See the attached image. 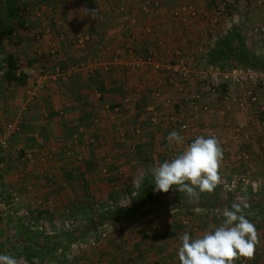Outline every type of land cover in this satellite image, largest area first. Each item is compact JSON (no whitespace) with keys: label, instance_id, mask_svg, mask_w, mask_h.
Wrapping results in <instances>:
<instances>
[{"label":"crops","instance_id":"1","mask_svg":"<svg viewBox=\"0 0 264 264\" xmlns=\"http://www.w3.org/2000/svg\"><path fill=\"white\" fill-rule=\"evenodd\" d=\"M140 1L17 0L19 16L10 18L9 2L0 0V61L11 54L28 75L27 85L17 87L0 74V135L20 121L8 148H0V254L8 253L13 240L19 249L33 243L23 227H6L10 216L44 217L59 233L71 218L82 222L94 215L100 203L127 204L137 191L133 177L153 179V167L174 158L196 136L214 135L223 148L220 176L245 177L246 190L218 185L201 193L206 205L200 206V197L186 198L185 207L170 205L173 197L158 192L161 204L151 215L107 223L106 238L96 245H89L88 235L32 263L180 264V236L187 231L196 238L220 226L225 206L207 205L220 199L253 205L244 215L257 230L255 253L237 256L234 264H264V84L253 88L256 104L249 100L252 87L246 80L229 86L224 103L198 81L218 72L200 64L199 49L237 19L264 27V0H229L238 14L213 21L204 11L216 0H157L149 16L139 10ZM185 6L197 15H173ZM85 9L99 10L98 17ZM80 36L89 38L83 46L76 44ZM179 52L194 80L134 64L151 54L165 64ZM39 75L47 78L45 87L30 100ZM181 125L187 129L180 131ZM173 130L184 145L169 149ZM37 242L44 254L51 247ZM22 254L17 250L18 257Z\"/></svg>","mask_w":264,"mask_h":264},{"label":"clouds","instance_id":"2","mask_svg":"<svg viewBox=\"0 0 264 264\" xmlns=\"http://www.w3.org/2000/svg\"><path fill=\"white\" fill-rule=\"evenodd\" d=\"M93 19L99 10H87ZM168 148L183 146L184 138L173 130L167 137ZM223 148L214 135L196 136L194 141L172 159H166L151 169L154 192L167 193L172 186L188 196L198 197L199 193H211L220 184V164ZM133 187L139 190L143 176L133 177ZM246 204L233 203L231 210L224 208L220 226L193 238L186 231L180 236L178 259L180 264H234L237 256L251 258L258 243L255 225L243 213ZM0 264H19L8 254H0Z\"/></svg>","mask_w":264,"mask_h":264},{"label":"trees","instance_id":"3","mask_svg":"<svg viewBox=\"0 0 264 264\" xmlns=\"http://www.w3.org/2000/svg\"><path fill=\"white\" fill-rule=\"evenodd\" d=\"M7 1L9 2V6L6 11L7 16L10 18H18L19 8L16 5L17 0ZM17 26L23 25L21 22H19ZM13 29L14 28L9 29L7 32L11 33ZM207 64L211 68L217 69L221 73H228L234 69L252 72H264V60L249 50L246 39L237 26L231 27L222 37L213 39L210 42V47L207 54ZM0 74H2L6 82L10 85L21 87L27 85L28 83L27 73L20 70L15 56L11 54L6 55L5 58L0 61ZM152 180L153 179H144L141 188L137 190L136 194L130 199V201L122 207L115 205L112 211L107 210L99 214L92 215L89 219L88 225H82L60 231L56 236V242H53V240L49 238L42 237V233H35L29 228V231L34 232L35 235L33 236L39 238L42 237L40 239L48 247H51H49V249L47 248L44 254L37 250L40 249L39 247H33L34 249H32L30 245L29 248L21 247L19 249L16 244L14 247L15 253L13 256L15 258H24L27 262L29 261L31 264H33L32 259L35 257L49 255L57 249L65 251L70 245L81 239H84L90 235L93 230L102 227L104 224L114 223L119 220L126 221L138 214H141V217L149 216L152 214V210L161 204V201H159L160 194L172 196L173 201L170 205H176L177 207L187 206L184 202L186 198L189 200H195L197 198L199 199L200 197V206L206 205L207 203L205 198L203 196L201 197V193H199L198 197H190L187 194L180 193L178 190H176L175 185L172 186V188L167 193L160 192V194H158V192L153 191L155 184L152 182ZM109 201L112 203L114 202L112 199ZM209 202L207 205H213V208L225 206L231 210L232 204L227 203L226 201L212 199ZM252 207L253 205H247V207L243 208V213L247 208L250 209ZM30 234L31 233H29L28 236ZM164 237L165 235H162L157 237V239H162ZM17 250L23 252V254L19 257L17 256Z\"/></svg>","mask_w":264,"mask_h":264},{"label":"built area","instance_id":"4","mask_svg":"<svg viewBox=\"0 0 264 264\" xmlns=\"http://www.w3.org/2000/svg\"><path fill=\"white\" fill-rule=\"evenodd\" d=\"M157 0H141L138 4L139 10L144 15H152L157 9ZM193 8L189 6H185V8L182 11H176L173 15L175 17L181 16V14L184 12L188 14L190 17L196 16V12L192 10ZM216 18V17H215ZM215 18H212V21L215 20ZM129 21L131 24L135 25L137 23V20L135 17H130ZM214 23V22H213ZM89 40L88 37L80 36L76 40V44L78 46H83L86 44V42ZM210 45L205 44L203 47L199 49L200 53V64L203 66H208L207 64V54L209 50ZM135 66H138L142 69H152L154 72H167L172 78H180L181 80H187L191 81L194 80L193 70L190 68V63L186 59L184 55H182L180 52L177 53L175 56H173L171 59H168L165 64H163L154 54H151L147 56L146 58L139 57L137 60H134ZM212 69L211 67H209ZM30 74L36 75L35 72H31ZM45 75H39L35 79V88L33 91L29 93L30 100H35L38 96V91L41 89V86L44 84ZM244 80L248 81L252 89L249 91L248 96L249 100L252 104L257 103V95L254 91V87L258 86L259 84H264V72H252V71H244V70H234L230 73H220L219 71L217 73L212 74L210 77V74H202V77H198V81L201 82L204 86L209 88V91L211 94L216 95L222 102L226 103L229 99V86L230 85H238L241 84ZM191 105L194 104L191 100ZM207 107H204L206 109ZM20 125V121H19ZM19 125L16 124H9L5 127V130L0 135V148L7 149L9 145V141L11 137L19 130ZM261 125L264 126V121L261 122ZM187 129L186 125L179 126L180 131H185ZM219 185H222L225 188L228 189H240L242 191L246 190L248 187L247 185V179L245 177H241L239 175L227 178V177H221V182ZM122 204V203H121ZM107 210L114 208V203L108 201L107 202ZM113 210V209H112ZM75 223V219L71 218L67 226H73ZM122 223V222H121ZM42 225V224H41ZM41 225L36 227H30L32 231L35 233H42L44 231V227ZM105 225V224H104ZM103 225V227H99L96 231H94L92 234H90V239L88 240L89 245H96L101 240L106 238V228ZM13 246H16L15 240H13ZM69 252V251H68ZM67 252V253H68ZM19 264H29L24 258L18 259Z\"/></svg>","mask_w":264,"mask_h":264},{"label":"rangeland","instance_id":"5","mask_svg":"<svg viewBox=\"0 0 264 264\" xmlns=\"http://www.w3.org/2000/svg\"><path fill=\"white\" fill-rule=\"evenodd\" d=\"M216 1L218 2V4H216L217 2L215 3V1H214L213 5L211 7L207 6L205 8L204 12L206 14L213 15V16L209 17L210 19L211 18H215V17H220V19L226 18L225 14H227V17L229 18V16L232 14V12H235V11H236V14H238L237 10L235 8H233L234 5L229 3V0H220V1L216 0ZM139 3L140 2H138L137 4H139ZM231 5H232V7H231ZM192 10H194V8ZM196 15H197V13H196ZM0 18H1V16H0ZM237 21L232 23V24H229L228 28L230 29L233 26H237L240 29V31L243 33V35H244V37L246 39L247 47L249 48V50L252 53H254L256 56H258L259 58H262V56L264 57V27H262L260 25H253V26L249 25V27H248V26H245L244 24H242L239 21V19H237ZM76 40H77V38H76ZM210 42L208 43L209 45H210ZM257 42H259L261 44V48L258 47V45H256ZM234 70H237V69H234ZM234 70H232V71H234ZM232 71H230V72H232ZM230 72H228V73H230ZM45 84H46V82H44V84L41 86V89L39 91L44 89ZM34 86H35V84H34ZM108 201H105L103 204L102 203L98 204L97 205L98 208L95 210V214L94 215L99 214V213L104 212V211H107V208H106L107 206L106 205H107ZM123 201H125V200L123 199ZM113 203H114V205L120 204V203H117L115 201ZM123 203H125V202H122V204ZM122 204H121V206H123ZM12 207L13 206L10 207V210L13 209ZM112 209L109 208V211L110 210L112 211ZM92 214H93V212H91V216H92ZM91 216L87 220H83L82 222H80L79 220L74 218L75 219L74 225L68 227L67 224H66V227L68 229V228L78 227V226H82V225H88L89 219L91 218ZM38 217H39L38 219H35V217H33V216L30 217L29 215H24V216L19 217V218L17 216H15V218H14V216H10L11 220H13V221H11L6 227H23L24 229H26L27 235L29 233H31L32 235L30 234L28 236V238L31 241H33V243H31L32 244L31 245L32 249H34L33 247L40 246V242H37V238H39V237L33 236V235H35L34 232L28 230L30 227H36V226H39V225L42 224L41 226L44 227L43 228L44 231L42 232V237L49 238V239L53 240L54 242H56L57 241L56 236H57L58 232H55V231L51 230L53 228L51 221L44 223V219H43L44 217H41V216H38ZM97 229H95V230H97ZM93 231H92V233H93ZM42 237H40V238H42ZM34 241H36L35 244H34ZM14 247L15 246L12 245L10 248H8V251H7L8 255H11V256L14 255V252H13L14 251ZM16 259L18 260L19 258H16Z\"/></svg>","mask_w":264,"mask_h":264}]
</instances>
